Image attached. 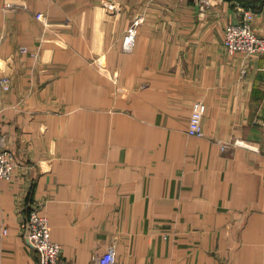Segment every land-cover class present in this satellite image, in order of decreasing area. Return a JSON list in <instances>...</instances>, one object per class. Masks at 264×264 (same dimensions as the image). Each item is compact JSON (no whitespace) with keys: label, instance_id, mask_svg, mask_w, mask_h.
<instances>
[{"label":"crops","instance_id":"0c3cea01","mask_svg":"<svg viewBox=\"0 0 264 264\" xmlns=\"http://www.w3.org/2000/svg\"><path fill=\"white\" fill-rule=\"evenodd\" d=\"M207 1L0 0V130L16 162L0 264H38L21 228L33 206L65 264L108 247L118 264H264V54H228L242 11ZM248 7L264 35V3ZM196 100L201 137L186 132Z\"/></svg>","mask_w":264,"mask_h":264},{"label":"built area","instance_id":"2783aa9c","mask_svg":"<svg viewBox=\"0 0 264 264\" xmlns=\"http://www.w3.org/2000/svg\"><path fill=\"white\" fill-rule=\"evenodd\" d=\"M242 11V16L237 21L228 23L223 30L222 46L224 50L232 55L238 52L245 54H264V35L255 32L251 25L253 11L243 2H255L264 0H229ZM200 6L205 7L207 0H200ZM35 18L44 22L42 12H36ZM134 28L124 36L123 47L130 50L134 45ZM20 51H27L26 47H20ZM34 56V55H33ZM2 89H9V77H0ZM206 111V104L201 100H196L191 105L188 118L187 134L201 137L204 135L202 120ZM4 134L0 130V184L3 181L12 179L16 166L15 157L12 151L5 145ZM236 143V142H235ZM21 228L26 232L27 240L33 250L40 255L38 264H65L61 255V245L50 237L51 224L47 217L41 213L39 208L33 206L28 211L26 217L21 222ZM6 233V229H3ZM91 264H118L113 247H108L105 251L95 254Z\"/></svg>","mask_w":264,"mask_h":264},{"label":"trees","instance_id":"16d2710c","mask_svg":"<svg viewBox=\"0 0 264 264\" xmlns=\"http://www.w3.org/2000/svg\"><path fill=\"white\" fill-rule=\"evenodd\" d=\"M256 2V1H255ZM257 2H262V1H257ZM246 6H248L249 4H253L254 2H243ZM264 3V2H263Z\"/></svg>","mask_w":264,"mask_h":264},{"label":"rangeland","instance_id":"374dc122","mask_svg":"<svg viewBox=\"0 0 264 264\" xmlns=\"http://www.w3.org/2000/svg\"><path fill=\"white\" fill-rule=\"evenodd\" d=\"M233 4V3H232ZM11 6H13L12 4H9V3H7L6 4V6L5 7H11ZM4 90V89H3ZM8 90V89H7Z\"/></svg>","mask_w":264,"mask_h":264}]
</instances>
